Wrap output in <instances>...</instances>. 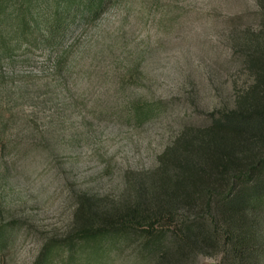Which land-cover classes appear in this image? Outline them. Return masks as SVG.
Listing matches in <instances>:
<instances>
[{
  "label": "rangeland",
  "instance_id": "1",
  "mask_svg": "<svg viewBox=\"0 0 264 264\" xmlns=\"http://www.w3.org/2000/svg\"><path fill=\"white\" fill-rule=\"evenodd\" d=\"M0 4L11 12V0ZM57 4L39 0L38 16ZM81 14L63 58L40 44L0 56V264H33L45 242L66 236L84 194L103 207L130 203L165 147L233 108L253 80L264 0H116ZM4 28L11 43V19ZM140 99L157 103L145 118L129 106ZM257 214V254L244 264H264V205ZM173 225L162 227L168 241ZM215 225L214 242L175 256L135 232L105 240L100 258L93 243L80 247L70 264H230L221 216ZM52 259L69 264V252Z\"/></svg>",
  "mask_w": 264,
  "mask_h": 264
},
{
  "label": "trees",
  "instance_id": "2",
  "mask_svg": "<svg viewBox=\"0 0 264 264\" xmlns=\"http://www.w3.org/2000/svg\"><path fill=\"white\" fill-rule=\"evenodd\" d=\"M38 1L11 0L9 13L0 4V56L11 52L12 59L18 48L40 44L63 58L62 42L81 13L95 18L116 0H58L44 17L38 16ZM9 19L11 43L4 28ZM259 32L247 58L253 80L236 97L234 107L214 114L206 126L185 129L167 145L149 183L141 179L134 183L130 203L108 208L82 195L66 236L45 242L33 264H52L53 253L66 250L70 264L76 250L91 243L100 258L105 240L135 232L145 237L146 247L159 249L164 257L175 256L185 253L188 246L209 245L220 234L215 225L220 216L230 264L250 262V255L257 254V209L264 205V23ZM13 38L18 43H12ZM25 39L38 43H21ZM156 104L140 99L129 106L145 118L156 110ZM186 205L198 207L197 211L185 215ZM167 220L177 225L171 229L170 241L168 229L162 228ZM3 235L0 227V240Z\"/></svg>",
  "mask_w": 264,
  "mask_h": 264
}]
</instances>
